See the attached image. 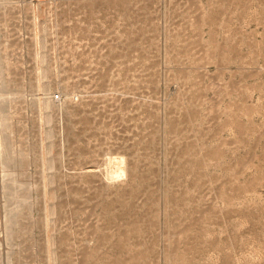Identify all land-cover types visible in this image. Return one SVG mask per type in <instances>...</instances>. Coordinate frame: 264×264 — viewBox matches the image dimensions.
Wrapping results in <instances>:
<instances>
[{
    "label": "rangeland",
    "instance_id": "1",
    "mask_svg": "<svg viewBox=\"0 0 264 264\" xmlns=\"http://www.w3.org/2000/svg\"><path fill=\"white\" fill-rule=\"evenodd\" d=\"M0 264H264V0H0Z\"/></svg>",
    "mask_w": 264,
    "mask_h": 264
},
{
    "label": "built area",
    "instance_id": "2",
    "mask_svg": "<svg viewBox=\"0 0 264 264\" xmlns=\"http://www.w3.org/2000/svg\"><path fill=\"white\" fill-rule=\"evenodd\" d=\"M57 97H59V96H57Z\"/></svg>",
    "mask_w": 264,
    "mask_h": 264
}]
</instances>
